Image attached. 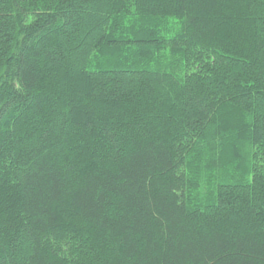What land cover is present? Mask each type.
I'll return each mask as SVG.
<instances>
[{"label": "trees", "instance_id": "16d2710c", "mask_svg": "<svg viewBox=\"0 0 264 264\" xmlns=\"http://www.w3.org/2000/svg\"><path fill=\"white\" fill-rule=\"evenodd\" d=\"M0 264H264V0H0Z\"/></svg>", "mask_w": 264, "mask_h": 264}, {"label": "rangeland", "instance_id": "374dc122", "mask_svg": "<svg viewBox=\"0 0 264 264\" xmlns=\"http://www.w3.org/2000/svg\"><path fill=\"white\" fill-rule=\"evenodd\" d=\"M225 124H230V123H225Z\"/></svg>", "mask_w": 264, "mask_h": 264}]
</instances>
